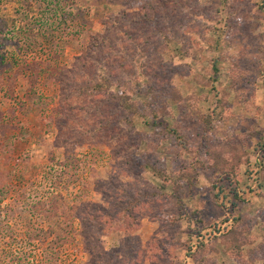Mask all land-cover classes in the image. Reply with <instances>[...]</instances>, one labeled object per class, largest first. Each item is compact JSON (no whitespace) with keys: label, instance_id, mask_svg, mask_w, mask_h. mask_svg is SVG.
Instances as JSON below:
<instances>
[{"label":"rangeland","instance_id":"obj_1","mask_svg":"<svg viewBox=\"0 0 264 264\" xmlns=\"http://www.w3.org/2000/svg\"><path fill=\"white\" fill-rule=\"evenodd\" d=\"M120 1L0 0V264H45L41 248L55 236L54 264H264V178L253 173L264 141V0H197V8L196 0H172L177 27L164 24L187 57L173 47L163 54L169 66L159 69L156 58L150 66L157 92L180 98L165 97L158 117L177 139L158 136L147 117L131 118L139 135L129 133L114 105L88 93L80 68L87 40L105 17L148 0ZM112 43L107 64L126 76L115 64L120 43ZM210 149L225 151L223 171L236 177L206 166L216 165L204 155ZM216 182L225 187L214 197ZM232 188L241 199L233 209ZM104 213L129 231L98 227ZM231 227L238 255L222 238ZM36 234L42 246L28 238ZM199 242L202 253L190 258Z\"/></svg>","mask_w":264,"mask_h":264},{"label":"trees","instance_id":"obj_2","mask_svg":"<svg viewBox=\"0 0 264 264\" xmlns=\"http://www.w3.org/2000/svg\"><path fill=\"white\" fill-rule=\"evenodd\" d=\"M131 1L136 0H124L120 1V4L123 8H126L129 6ZM194 2L196 3V8L203 7L202 4H198L199 2H197V0ZM185 8L186 10H192L189 4L185 5ZM172 10V0H148L144 2L139 10L117 11V13L113 16L104 18L101 33L95 37H90L87 40V43L84 46L86 54L84 56H80L82 57L80 68L82 69L84 75H86L89 79V86L87 87L89 95L99 99H106L109 103L114 105V109L119 112L116 116L121 118V120L127 124L129 133L135 135L139 134L135 131L131 118L139 116L144 119L146 117L152 119L150 126H152L153 131L158 136H172L174 139H177L176 136H178L175 128H169L166 124L163 126V122H159L158 117L166 111L167 106L165 102L167 100H164L165 97H170L168 100H172L174 103H178L180 98L178 94L174 91L172 92V90L167 94L168 96H162L157 92L160 90L161 83L159 84L157 82V71L150 66L152 58H156L162 66L159 69L163 68L165 63L169 66L170 62H164L163 54L168 51V49L169 51L173 50V47L175 48L174 52H176L179 57H187L185 49L186 46L181 37L177 36L171 26H166L164 24L165 21H169L170 23L173 22L172 26L177 27L175 20L172 19ZM201 26H203V24L200 21H197L195 27L201 29ZM184 27H187V29L191 32L193 30L192 20L190 23H186ZM2 29L3 28L0 26V31H2ZM131 32L136 33L137 37L133 38ZM19 33H21V30L16 29L14 36H17ZM113 40L120 43V46L116 48L115 51L121 55L120 60L115 63L116 67L121 71H126V76L119 77L114 75L112 70L113 63L111 62V64H107V60L110 58L109 51L112 50L113 47ZM125 41H128V43L126 44ZM154 43L157 44L153 49ZM129 44L131 45L130 47L128 46ZM135 48H138V51L141 53V59L138 67L133 65V58L136 50ZM96 54H99L100 57H97ZM0 57V62H2V59H6V56L4 57L2 53L0 54ZM84 60H87L88 63H84ZM100 67L102 70H99ZM212 67L213 74H216L217 70L215 66ZM83 73L81 72V74ZM142 79H144L146 83L148 82V85L145 84L139 88L132 86V80H134L135 83H138L141 82ZM137 97H145V100H138ZM138 143L141 144V141H137V143H135V147H137ZM256 148V162L254 163L255 171L253 173L255 177L259 175V178H264V141L261 144H258V147ZM223 152H225L223 149L208 150L209 154H204L206 156V160L208 158L209 160L215 162L216 165L211 166L209 165L210 162L207 164L206 161V166L217 170L219 175L236 177V172L233 169L226 172L223 171L224 166L228 164L226 159L221 158V154ZM200 164L203 165L204 162L202 161ZM153 172L157 177H159L160 174L158 170L154 169ZM251 174L252 172L247 173L248 179L251 177ZM218 182H221V180H218ZM173 183L174 182H172V184ZM173 185H176V183ZM224 187V185L216 182L210 187V190L215 193V190L219 189V192H221V189H224ZM238 194V190H235L234 188L229 190L227 194L230 198L229 201L231 202L232 209L236 207L234 205L235 201L241 200ZM215 196H217V192L214 194V197ZM124 206L125 205H123L122 210L120 211L125 210ZM38 207L34 205L30 207L32 214L33 212L38 211ZM104 215L106 220H104L103 224L97 223L98 227L105 225L113 230H121L122 232L129 231L130 226L129 224H126V222L119 221L117 219L113 220V218L107 213H104ZM236 221H239V218L238 220L236 219ZM133 225L136 224L134 223ZM234 230L235 227H231L229 229L227 228L226 232L222 234V238H228L229 244L232 248H234L233 250L238 255L240 247L237 242L232 239L233 236L230 238ZM39 236L40 235L36 234L32 237L29 236L28 238L35 243H40L39 245L42 246ZM54 241H60L61 243L62 238L55 236L54 239L51 238L50 241L48 240L47 246L41 248L42 256L49 257L45 264H54L51 262V259L55 256L56 251L49 245L51 242L52 245ZM204 247L205 245L202 242H199L197 245L193 246L194 249L192 252H190L192 249L191 245H186L185 250L190 252L189 257L193 258L200 255ZM88 249L93 250L89 247ZM103 257L104 254L101 252L96 254V258L102 259ZM54 259L56 260V257H54Z\"/></svg>","mask_w":264,"mask_h":264}]
</instances>
